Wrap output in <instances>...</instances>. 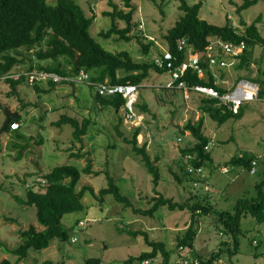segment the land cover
<instances>
[{
	"label": "rangeland",
	"instance_id": "obj_1",
	"mask_svg": "<svg viewBox=\"0 0 264 264\" xmlns=\"http://www.w3.org/2000/svg\"><path fill=\"white\" fill-rule=\"evenodd\" d=\"M112 1L120 9L128 11L129 8L125 7L123 0ZM187 1L190 4L199 1L203 3L200 10L202 18L218 25L230 19L240 31L245 29L241 19L251 24L260 17L257 25L264 37V0H259L241 13L238 12L237 7L243 0ZM77 2L88 16L95 15L91 33L97 41L112 52L128 51L135 61L152 62L161 59L168 50L165 34L183 14L180 9L181 0H133L135 25L130 32L132 39H122L119 34L103 38L99 33L102 30H108L112 24L111 17L103 14L104 11L113 8L109 4L110 0H77ZM119 26L125 27L126 22L119 20ZM147 45H150L148 53L145 52ZM42 47L46 49L48 44L44 42ZM37 50V48L21 50L26 56V61L13 68V75L20 76L22 73L28 75L30 58L33 63L41 66L54 63L52 59L40 60L35 54ZM253 58L251 69L235 70L237 58L226 59V64L220 66V69L228 72V68L232 67L230 71L232 80L240 74H248V78L255 79L264 85L263 45L255 47ZM60 60L64 61L63 58ZM215 68L220 70L218 66ZM126 73L124 69L118 71L119 76ZM82 78L78 76L75 83L58 81L55 88L50 91L47 90L49 83L43 81L37 83L40 88L42 87L40 92L36 90V84L21 83L18 85L21 89L20 99L12 92L10 83L0 78V105L13 104L11 107H15V110L23 109L21 115L23 124L15 130L27 137L20 139L14 135L16 133L13 131H1L6 120V113L0 106V239L9 247H16L21 243L19 231L27 228L29 224H35L38 229L42 228L37 221L36 207L20 204L13 195L25 196L26 188L35 181L43 179L40 174L51 171L55 166L73 164L82 170L87 164V157L92 155L95 171L108 169L122 193L131 198L134 206L149 208L152 205L150 199L155 195L152 175L147 170L142 156L134 152L132 145L125 139V137H131L134 128L138 126L143 131L148 130V135L150 134L154 140L151 155L153 158H158L157 165L161 172L158 189L165 196L184 202L195 194L201 197L208 195L216 209L232 210L239 198L254 195L255 184L264 179V98L245 103L242 106L243 116L240 119L231 118L222 125L208 113H203L204 132L213 138L211 153L214 158L211 162L204 164L205 171L209 173L208 183L211 187L210 190H205L202 186H194L195 175H191L194 177L192 180L191 176L184 177L183 173H180L184 180L180 183L173 171L179 170L181 147L193 139L188 131L189 134L179 145L177 142L179 129L176 127V122L181 121L184 125L187 124V121L183 120L187 105L190 106L188 107L189 117L195 119L194 115L198 112L200 103L203 102L200 99L207 98L206 95L199 94L202 95L200 97L195 94L193 97L186 98L182 89L172 87L173 85L168 87L173 81L171 71L159 73L152 70L150 76L139 88L138 117L135 120H128L124 107L117 111L112 106H100L95 97V86L91 85L89 76L88 81H81ZM239 81L233 85L236 86ZM224 82L228 85V80ZM57 86L60 95L52 101L51 96L56 94ZM76 89L78 97L73 96V91L76 94ZM144 103L148 105V112L141 110V105ZM52 105L53 110L50 109ZM63 114L80 121L84 118L92 120L81 141H75L71 124L66 123L62 126L53 124ZM120 119L123 120L122 124ZM118 124H120V130L124 132L123 136L118 135L116 131ZM145 136H147L146 133ZM91 138H94L93 142L89 143ZM176 143L179 148L173 147ZM24 144H26L25 148H23ZM61 145L62 148H60ZM56 146L64 152L56 151ZM170 147L173 148L170 149ZM88 150H91L92 155ZM170 151L171 155H169ZM239 152L259 155L257 173L252 174L244 167L231 165H228L233 167L230 168L229 173L222 171L231 156ZM73 153H81L85 156L81 158L72 156ZM86 183L100 189L108 186V178L105 173L99 175L82 173L78 187ZM43 190L44 187L40 189V191ZM89 202L91 205L88 208V218L83 219L86 224L84 226L78 224L72 229L70 240L58 239L60 243L58 242L57 246L53 244L47 249H31L28 257L21 264H85V260L89 257H100L105 264H124L125 259L131 255H139L149 249L143 235H130L128 230H144L149 233L151 239L164 241L168 249L174 250L172 261L181 256V248L179 250L176 247L177 238L190 225L191 212L188 209L170 210L167 206H161L152 217L137 214L132 207H126L118 202L112 194L106 195L102 203L88 195ZM79 215L85 217L81 212ZM73 216L74 213L68 214L65 219ZM64 223L66 224L67 221ZM219 226L216 214L210 213L201 217L200 230L196 238V250L201 255H210L219 248L222 240L229 239ZM241 226L243 233L239 236V253L231 260L226 255L215 264L264 263V223H259L254 217L248 215L243 217ZM73 237H77L74 242ZM188 252L186 249L184 255ZM5 258L15 261L17 256L6 252L0 245V262ZM156 260L152 264H161L162 257Z\"/></svg>",
	"mask_w": 264,
	"mask_h": 264
},
{
	"label": "trees",
	"instance_id": "obj_2",
	"mask_svg": "<svg viewBox=\"0 0 264 264\" xmlns=\"http://www.w3.org/2000/svg\"><path fill=\"white\" fill-rule=\"evenodd\" d=\"M123 1L125 7L129 8L128 11L120 9L115 2L110 0L109 4L113 7L112 10L103 12V14L112 19L111 27L99 33L103 38H110L113 34H119L122 39H132L130 32L135 25L133 22L135 5L133 0ZM258 1L243 0L238 5L237 10L241 13ZM202 4L201 1L190 4L187 0H181L180 9L183 14L169 29L168 33L165 34L168 50L173 56V66L168 67L167 61H165L164 66H160L156 61H135L128 51L112 52L107 50L91 33V25L95 15L88 16L77 0H55L53 2L50 0H0V78H3L6 74H11L15 66L21 65L26 61V56L21 52L23 48L28 50L37 48L38 50L35 54L40 60H54L52 64L41 66L35 62L33 63L30 58L28 61L29 71L42 69L61 76H67L72 75V73L77 75L80 69H84L89 74V80L93 82L91 83L92 86L97 82H104L106 79L114 84L131 83L141 86L144 80L150 76L152 70L159 73L169 72L171 68L181 66L188 59L189 53H192L200 56V66L204 71V76H201L196 68L189 66L184 74L174 81V86L172 87H177L179 82L184 81L189 86L200 84L214 88L220 95H223L229 91L215 82L213 69H216V66L221 67L220 64L211 65L208 57L209 47L213 46L211 50L215 53L218 52L220 59H228L221 45L213 43V41H230L236 44H240L242 41L245 42V48L236 56L238 61H236L235 65L238 70L243 68L251 69V64L254 62L255 47L257 45L264 46V37L261 35L257 25L260 17L251 24H247L245 20L241 19V24L245 26V29L240 31L230 19H227L225 24L218 25L202 18L200 16ZM119 20H124L126 26L120 27ZM182 39L185 40L186 44L181 48L180 41ZM44 42L48 44L46 49L42 47ZM149 47L150 45L145 46L146 53H148ZM61 58L64 61H61ZM122 69L126 70L127 73L119 76L118 71ZM4 79L10 83L12 92L18 97L20 96L18 85L21 83L30 85L28 76L23 73L19 78L8 77ZM48 83V91L55 88L57 84L54 81H49ZM35 88L38 92L41 91L38 84L35 85ZM192 92L198 91L193 90ZM202 94L206 95L207 98L203 99L201 110L204 113H208L220 125L231 118L240 119L243 116L242 106L248 102L246 101L239 107L234 108L228 103L221 101L219 97ZM95 97L102 107L112 106L117 110H120L126 103V99L121 94L100 95L95 93ZM259 97H264V85L261 84ZM0 106L1 109H4L3 105ZM141 110L148 112L147 103L141 105ZM21 115L18 113L17 116L11 117L5 131H13L16 133L14 135L17 138L24 139L27 137L23 133L11 128L13 122H18L21 125ZM91 121L90 118H84L80 121L75 117L63 114L53 124L56 126H62L66 123L71 124L74 129L75 141H81L82 136L87 133ZM122 123L123 120L120 119V124ZM204 123L205 117L201 116L197 122L189 121L183 126L185 131H190L193 139L181 147V155L178 160L179 170L173 171L180 183L184 181L180 173H183L184 177L191 176V172L187 168L188 163L194 167H199L204 166L206 162H211L212 158L209 151L211 138L204 132ZM141 130L140 126L135 127L131 137H125V139L132 145L133 151L142 156L147 170L152 175L155 195L150 199L152 205L149 208L134 206L131 198L122 193L108 169L103 171L94 170L92 157H87V164L82 170L73 164L55 166L51 171L40 174L45 180L44 183L35 181L34 184L26 188V195L23 197L13 195L14 199L20 204L36 207L37 221L42 228L38 229L35 224L31 223L27 228L21 229L19 234L22 241L16 247H9L0 239L2 248L6 252L17 256L15 261L5 258L0 264H21L28 257L31 249H45L50 246L54 239H60L61 241L70 240V231L78 226L80 220L70 226L64 223L65 216L83 211L85 209L84 197L86 195H91V197H95L102 203L108 194H112L124 206L132 207L137 214L145 216H155L161 206H167L170 210L188 209L191 212L190 225L178 236L176 245L179 250L182 247L180 255L183 258H186V255H184L186 249L190 253L189 258L198 264H215V262L226 255L231 260L238 254L240 250L239 236L243 233L241 226L243 217L251 215L257 222L264 223V179L255 184L254 195L239 198L232 210L216 209L208 195L201 197L195 194L184 202L177 201L173 197L165 196L159 191L161 172L157 165L158 158L152 157L147 143L139 144L138 135ZM185 136V133L179 132L178 138L181 137L183 141ZM182 141L178 140L177 142L180 145ZM25 147L26 144L23 145V148ZM186 155H191V159L186 160ZM72 156L81 158L85 155L73 153ZM258 158L253 153H237L224 166L244 167L251 171L253 167L256 168L259 164ZM253 160H257L255 165ZM82 173L95 175L105 173L108 178V186L100 188L98 191L89 183L78 187ZM206 173V180L208 181L209 173ZM255 173H257V170L252 174ZM191 178L192 180L194 179L192 176ZM38 184L39 189L37 188ZM43 187L44 190L40 191ZM210 213L217 215L218 226L220 225L222 232L229 239L222 240L216 251H213L210 255L203 256L196 250V238L200 230L201 217ZM128 233L134 236L143 235L149 249L139 255H131L125 259L124 264H134L138 260L159 257H162L161 264H183L179 261L181 256L172 261L171 257L174 250L168 249L164 241L151 239L147 231L128 230ZM73 238L72 241L74 242ZM193 251H196L195 256L192 253ZM257 256L259 255L257 254ZM85 264L105 263L100 257H89L85 260Z\"/></svg>",
	"mask_w": 264,
	"mask_h": 264
},
{
	"label": "built area",
	"instance_id": "obj_3",
	"mask_svg": "<svg viewBox=\"0 0 264 264\" xmlns=\"http://www.w3.org/2000/svg\"><path fill=\"white\" fill-rule=\"evenodd\" d=\"M213 43H219L223 49V52L228 56V58L235 59L239 53L242 52V50L245 48L246 44L245 42H240V44H236L234 42L230 41H222V40H215ZM186 44L185 40L182 39L180 41V47H184ZM213 46L209 47V53L208 57L211 62V65H218L220 66L226 64V59H220V56H218V52H213L211 49ZM172 54L169 50L165 52L161 59L156 60V62L160 66H164L165 61H167L168 67L173 66L172 62ZM200 56L198 54H192L189 53L188 59L182 63L181 66L171 68V73L173 75V81L171 82L172 84L169 85L168 87H171L172 85L174 86V81L177 80L182 74H184L185 70L189 67L192 66L196 68L201 76H204V71L200 66ZM84 76H83V75ZM21 75V74H20ZM28 81L31 85H35L37 83H41L43 81H66V82H77L76 78L78 76L83 77L81 81H88V72L85 71L84 69H81L79 73L73 74L72 75H67V76H61L57 73L42 70V69H35L33 71H30L28 73ZM8 77H13V78H19L20 76L13 75L11 74H6L3 76V78H8ZM93 83V82H92ZM95 92L100 94V95H115V94H121L125 99L126 103L123 106L125 110V115L128 120H135L137 116V103H138V98L140 95V86L131 84V83H126V84H114L111 83L107 80L104 82H97L95 83ZM178 88L183 89L185 97L189 98L191 96V92L193 90L205 93L211 96L219 97L221 101L228 103L232 107H239L246 101H254L259 98V90L260 86L258 83H255L253 81L247 80V79H242L239 81V83L234 87V89L230 92H227L223 95H220L217 90L211 87H207L205 85H193L189 86L186 82L181 81L177 85ZM192 90V91H191ZM20 126V123L18 122H13L11 124L12 129H17ZM179 141H182V138H178ZM186 160L191 159V155H186L185 157ZM257 163V160H253V164L255 165ZM188 170L191 172V175H195V180L193 182L194 186L199 187L202 186L204 187L205 190H210V184L208 183L207 179V173L205 171L204 166H199V167H194L192 164L188 163L187 164ZM222 171L225 172H230V166H224ZM256 171V168L253 167L252 170L250 171L251 173H254ZM38 182L44 183V179L38 180ZM39 189V188H38ZM43 189V188H41ZM85 220L79 221L80 226H84L86 223ZM74 241L77 240V237L73 238ZM182 248V247H181ZM189 254L187 253L186 258L183 259V257L180 258V262L183 264H198L196 261H193V259L189 258ZM157 258H146L143 260H138L134 264H152ZM264 264V263H263Z\"/></svg>",
	"mask_w": 264,
	"mask_h": 264
},
{
	"label": "crops",
	"instance_id": "obj_4",
	"mask_svg": "<svg viewBox=\"0 0 264 264\" xmlns=\"http://www.w3.org/2000/svg\"><path fill=\"white\" fill-rule=\"evenodd\" d=\"M226 23V22H225ZM225 23H223V24H225ZM223 24H220V25H223ZM234 67H236V65L234 66ZM220 69V68H219ZM233 68L232 67H230V68H228V72H226L225 71V69H220V70H217V69H213V71H214V75H215V82L218 84V85H220V86H222V87H224V88H226L229 92L230 91H232L233 89H234V85L239 81V80H242V79H247V80H250V81H253V82H255V83H258L259 84V86H260V83L257 81V80H255V79H252V78H248V74H246V75H243V74H240V76H237V77H234L233 78V80L231 79V76H230V71L232 70ZM235 70H237V67H236V69ZM206 75V74H205ZM225 80H228V85L227 84H225ZM235 83V84H234ZM25 84V83H24ZM234 84V85H233ZM20 85V84H19ZM26 85V84H25ZM58 86L56 87V90H55V95L54 96H51V98H52V101L54 100V98H57L59 95H60V90H58ZM41 89H42V87H41ZM20 88H18V91L20 92ZM66 92V91H65ZM42 93H45V92H42ZM51 93V92H50ZM197 95V96H200V97H202V95H199V94H202V93H199V92H192L191 93V96L193 97L194 95ZM62 96V95H61ZM65 97V96H64ZM76 97H78V91H77V89H76ZM264 97H259L258 99L260 100V99H263ZM204 99V98H203ZM203 99H200V100H202L203 101ZM258 99H256V100H258ZM256 100H254V101H256ZM248 102H252V101H248ZM248 102H246V103H248ZM202 103L203 102H201L200 103V105H199V107H198V109H197V113H196V115H194V117H195V119H192L191 117H189V114H188V111H189V109H188V107H190L189 105H187V107H186V109H185V113H184V115H185V117H184V119L183 120H185V121H187V123L189 122V121H193V120H198L201 116H204L203 115V111L201 110V105H202ZM99 104V103H98ZM13 105V104H12ZM12 105H9L8 107L9 108H11V110H13V111H16V112H18V113H20V114H22V112H23V109H21V110H15V107L13 108V107H11ZM100 105V104H99ZM101 106V105H100ZM53 108H54V106L52 105V107L50 108V109H52L53 110ZM117 111H119V110H117ZM200 111H202V113H200ZM204 114H206V113H204ZM193 122H195V121H193ZM177 124H179L181 127H182V129H183V126H184V123H182L181 121L179 122V121H177L176 122ZM21 124H23V122H21ZM176 124V125H177ZM177 127V126H176ZM147 134V136H145V133ZM185 134L187 135V134H189V132L188 131H185ZM208 135V134H207ZM148 137V138H147ZM211 138V137H210ZM93 139L94 138H91V140H90V142L89 143H92L93 142ZM213 138H211V141H213L212 140ZM138 140H139V144L141 145V144H143V142L144 143H147V145H148V150L151 152V149H152V147L154 146V140L150 137V134L148 135V130H147V132L144 130H141V133L138 135ZM144 140H146V141H144ZM159 146H161L162 148L164 147V145H162V144H160V143H157ZM212 143H210V149H209V151H210V154H211V161L214 159L213 158V156H212V145H211ZM64 145V144H63ZM177 145V143L175 144V146H173L174 148H179L178 146H176ZM173 147H170V149L171 148H173ZM56 148V151H58L59 150V146L57 147H55ZM60 148H62V145L60 146ZM59 151H62V152H64L62 149L61 150H59ZM89 152L91 151V150H88ZM162 151V150H161ZM171 151L169 152V155H171ZM244 152H239V154H243ZM90 154H91V152H90ZM178 154V153H177ZM253 154H255L256 156H258L259 157V155H257L256 153H253ZM92 155V154H91ZM214 155H216V154H214ZM217 156V155H216ZM233 156V155H232ZM231 156V157H232ZM153 157V156H152ZM92 159H93V163H94V158H93V155H92ZM92 175V174H91ZM89 176V175H88ZM91 177H93V176H91ZM87 184V183H86ZM92 185V184H91ZM94 188H95V190L96 191H98L99 189H98V187H96V186H94V185H92ZM84 203H85V209L83 210V211H81V214L82 215H85V217H83V216H81V215H79V213H74V216L73 217H71L70 219L69 218H67V219H65V221H67V223H68V225H73V224H76L77 223V221L78 220H83V219H86V218H88V208H89V206L91 205V203L89 202L88 203V195H86L85 197H84ZM75 217V218H74ZM58 242L60 243V241H58V239H54L52 242H51V244H50V246L51 245H55V246H57L58 245ZM49 246V247H50ZM48 248V247H47ZM46 248V249H47ZM198 248V247H197ZM58 248H56V250H57Z\"/></svg>",
	"mask_w": 264,
	"mask_h": 264
},
{
	"label": "water",
	"instance_id": "obj_5",
	"mask_svg": "<svg viewBox=\"0 0 264 264\" xmlns=\"http://www.w3.org/2000/svg\"><path fill=\"white\" fill-rule=\"evenodd\" d=\"M73 89H75L74 86H73ZM73 96H76L75 91H73ZM3 108H4V111L6 113V120L3 123L1 131H4L6 129L7 125L9 124V122L11 120V117H15L18 115V112L12 111L8 106H3ZM176 126L179 129L180 133H185V130L182 129V127L179 124H177ZM116 131H117L118 135H120V136L124 135V132H122L120 130V124L117 125ZM193 255L194 256L196 255V251H193Z\"/></svg>",
	"mask_w": 264,
	"mask_h": 264
}]
</instances>
